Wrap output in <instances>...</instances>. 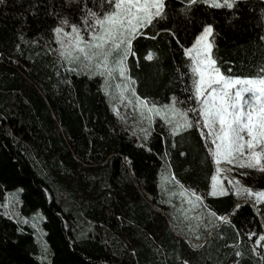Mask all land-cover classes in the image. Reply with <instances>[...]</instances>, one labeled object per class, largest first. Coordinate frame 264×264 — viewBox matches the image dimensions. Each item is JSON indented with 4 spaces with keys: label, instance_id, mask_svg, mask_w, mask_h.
I'll return each instance as SVG.
<instances>
[{
    "label": "trees",
    "instance_id": "trees-1",
    "mask_svg": "<svg viewBox=\"0 0 264 264\" xmlns=\"http://www.w3.org/2000/svg\"><path fill=\"white\" fill-rule=\"evenodd\" d=\"M165 2L161 23L176 35L150 26L128 59L141 98L160 107L175 96L185 102L179 107L195 106L187 100L192 80L183 48L205 21L213 23L212 56L225 75L264 69V0H235L232 9ZM82 8V0L0 3V264H264V241L256 243L264 235V201L209 195L217 165L201 129L173 135L162 118L122 120L103 77L69 70L76 65L59 55L53 29L65 18L66 31L71 23L82 28ZM245 172L241 183L264 190V173ZM163 179L179 180L203 197L208 213L231 223L211 216L205 235L180 238L166 214L176 190L169 186L172 198L163 197ZM34 211L43 216V237L28 222Z\"/></svg>",
    "mask_w": 264,
    "mask_h": 264
},
{
    "label": "snow or ice",
    "instance_id": "snow-or-ice-1",
    "mask_svg": "<svg viewBox=\"0 0 264 264\" xmlns=\"http://www.w3.org/2000/svg\"><path fill=\"white\" fill-rule=\"evenodd\" d=\"M82 2V28L77 23H71V31H66L64 26L69 25V21L65 18L53 29L56 43L60 46L59 55L68 64L76 65L70 71L98 75L104 78L106 85L119 77L120 82L115 88L120 99H125L124 93L130 91L136 99L141 116L147 112L149 122L154 116L161 117L172 126L173 135L193 127L201 129L204 138L210 141L209 150L218 166L217 173L233 171L232 168L221 169V161L241 169L264 173V69H261L259 75L252 77L225 75L212 56L213 23L205 21L195 35L194 42L183 48L184 56L190 60L192 80V94L187 100L192 101L195 106L179 107L185 102L178 101L175 96L170 104L160 107L154 103L149 105L147 98L138 96L132 86L134 81L127 74L126 62L134 54L133 41L138 36L147 35L144 29L159 26L157 34L163 31L176 35L171 27H165L161 23L168 19L165 0H99L98 7L97 0H93V7L88 6V0ZM197 2L213 9H232L235 0H186L188 6ZM184 12L187 15L188 9H184ZM152 56L149 52L145 59L151 60ZM190 113L195 115L190 116ZM204 129L207 130L206 133ZM145 137L147 138V133ZM242 175L247 176L248 173ZM169 179L175 180V174L172 173ZM176 183L180 184V181L176 180ZM228 184L231 185L230 188L221 184L214 174L209 195L218 197L232 192L246 200L255 197L257 203L264 201V190L253 191L251 187L242 186L239 179H229ZM180 187L183 189L182 184ZM188 192L189 190L184 189L181 195ZM189 194L194 197V200H189L194 207L203 201V197L195 192ZM240 207V204L235 206L236 209ZM209 215L231 223L228 215H218L211 210ZM261 241H264V235H260L256 243ZM236 255L239 256L240 253L237 252ZM183 264H188V261H183Z\"/></svg>",
    "mask_w": 264,
    "mask_h": 264
},
{
    "label": "rangeland",
    "instance_id": "rangeland-1",
    "mask_svg": "<svg viewBox=\"0 0 264 264\" xmlns=\"http://www.w3.org/2000/svg\"><path fill=\"white\" fill-rule=\"evenodd\" d=\"M222 2V1H221ZM136 56V52H135ZM130 57V56H129ZM128 57V59H129ZM145 59L147 62H151L153 60ZM133 61H135L136 65H139V59L136 57L133 58ZM127 68H128V76L132 78L134 81V84L132 85L135 89L138 84V80L135 76V70L131 68L129 64V60H127ZM120 82V78L117 77L116 80L110 81L108 85H106L105 80L103 79V85L108 86L112 88L111 92L113 93L111 96L114 97L116 103L113 105L114 112L116 115L121 118L122 120L125 119L127 122H139L142 123L143 119L146 122H149V120L146 118L148 115L147 112H145L144 116H141V112L139 109V106L137 105L135 97L132 96L130 91H127L124 93L125 99L121 100L118 90L115 88V85ZM137 93V92H136ZM138 95V94H137ZM139 96V95H138ZM113 99V100H114ZM129 100L132 102L129 103ZM149 105L153 104V101L151 99H147ZM161 117L154 116L151 123H154V121L159 120ZM169 125V124H168ZM218 167V166H217ZM219 167L221 169L224 168H232L233 171L231 172H225L221 171L220 173H217V179L218 181L223 184L226 188H230L231 185L228 184L229 179H239L240 181V175L244 173L247 170V168H238L236 165H230L226 161H221ZM163 188V197H165L167 200L171 199L172 195H168L167 191L170 189L169 186L175 188L176 190V196L177 200L175 199L174 202L171 201L173 204V209H167V220L168 225L174 229L176 233L179 234L180 238H183L186 241L197 240L200 235H205L208 232L207 228V222L211 221V216L209 213L205 210L203 207V204L201 202L197 203V205L194 207L192 204L189 203V200H194V197H192L188 192L184 195H181V193L184 191V188L182 189L178 184L174 181L165 180ZM225 181L227 182L225 185ZM240 184L242 186H245L243 183ZM20 189L15 190V193L19 192ZM211 191V190H210ZM169 198V199H168ZM253 203L257 205V202L255 200V197H253ZM16 195L13 194L11 197H9L8 201L15 202ZM176 205V206H175ZM11 210H16V206H13ZM28 222L32 225V227L35 230V233L37 237H43L45 235L42 224H43V216L41 215L40 211H34L30 218L28 219ZM112 264H119L117 261L112 260Z\"/></svg>",
    "mask_w": 264,
    "mask_h": 264
}]
</instances>
